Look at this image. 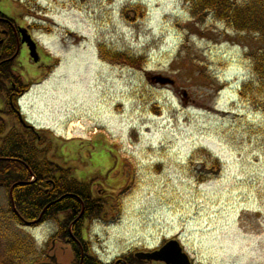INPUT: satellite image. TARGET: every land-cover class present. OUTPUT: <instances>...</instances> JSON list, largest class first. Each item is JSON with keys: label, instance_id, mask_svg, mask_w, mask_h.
I'll list each match as a JSON object with an SVG mask.
<instances>
[{"label": "rangeland", "instance_id": "obj_1", "mask_svg": "<svg viewBox=\"0 0 264 264\" xmlns=\"http://www.w3.org/2000/svg\"><path fill=\"white\" fill-rule=\"evenodd\" d=\"M4 5L46 61L18 103L48 142L43 158L105 204L84 224L93 256L177 238L194 264H264V83L242 94L263 37L193 19L183 0ZM100 46L145 63L106 61ZM7 198L0 188V260L17 245L24 264H73L69 246L48 242L56 222L18 225Z\"/></svg>", "mask_w": 264, "mask_h": 264}, {"label": "trees", "instance_id": "obj_2", "mask_svg": "<svg viewBox=\"0 0 264 264\" xmlns=\"http://www.w3.org/2000/svg\"><path fill=\"white\" fill-rule=\"evenodd\" d=\"M183 2L188 6L193 19L211 16L239 34L264 38V0ZM137 10L141 11L142 8ZM99 52L104 60L112 63L123 62L129 67L145 63L144 56L134 57L110 52L102 46L99 47ZM249 55L252 78L242 88L244 96L248 94L247 91L251 92L264 83V47L253 50ZM7 76L6 74L4 78H0L3 88L8 83ZM7 121L9 120L0 118V158L10 159L0 160V188L7 191L8 210L14 222L21 225L24 221L32 223L39 218L38 224L55 221L57 229L48 242L69 246L73 264H80V244L86 247L83 243V226L86 222L104 215V204L92 200L85 187L71 178L69 171L62 170L43 158L48 152V146L44 147L46 142L42 136L38 141L37 136L26 131V136L19 135L14 130L8 131ZM48 205L50 206L45 209ZM13 247L4 260H0V264H24V255H27L28 250L24 246ZM25 264H33V261ZM81 264L101 263L89 260L85 254Z\"/></svg>", "mask_w": 264, "mask_h": 264}, {"label": "flooded vegetation", "instance_id": "obj_3", "mask_svg": "<svg viewBox=\"0 0 264 264\" xmlns=\"http://www.w3.org/2000/svg\"><path fill=\"white\" fill-rule=\"evenodd\" d=\"M5 1L0 0V78H4L7 74L9 80L8 83L4 84L5 88L0 83V118L15 121L21 130L37 136L38 141H40V133L36 131L37 129L35 131L29 129V123L21 112L18 103L29 92L31 81L40 76V67L37 70L35 68L40 63L43 66L46 61H42L43 56L29 26L19 25L17 21L6 16ZM173 241L179 243V251L171 247L170 242ZM163 249L164 259L162 261L157 260L156 256L153 259L145 258L146 255L159 253ZM80 253V264L85 254L89 260L99 262L87 246L84 247L80 244ZM107 264H194V260L177 238H171L153 249L144 248L140 251L128 252Z\"/></svg>", "mask_w": 264, "mask_h": 264}, {"label": "water", "instance_id": "obj_4", "mask_svg": "<svg viewBox=\"0 0 264 264\" xmlns=\"http://www.w3.org/2000/svg\"><path fill=\"white\" fill-rule=\"evenodd\" d=\"M0 160H6V159H0ZM10 196H11V192H10ZM50 206V205H49ZM49 206H47L46 207V209L49 207ZM14 209V208H13ZM171 244H172V246L171 247H174L176 250H178L179 251V245H178V243L177 242H170ZM169 243V244H170ZM163 252H164V249L163 250H161V251H159V253H153L152 255H146L145 256V258H148V259H153V257L154 256H156L157 257V260H159V261H162L163 259H164V257H163ZM137 257H140V256H138V255H136ZM49 261H50V263L49 264H56V258H55V256H52V257H50L49 258Z\"/></svg>", "mask_w": 264, "mask_h": 264}]
</instances>
